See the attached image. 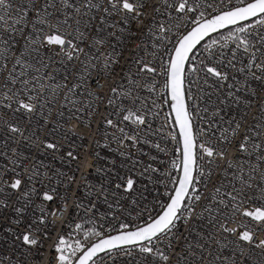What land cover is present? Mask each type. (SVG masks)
<instances>
[{
	"label": "built area",
	"instance_id": "1",
	"mask_svg": "<svg viewBox=\"0 0 264 264\" xmlns=\"http://www.w3.org/2000/svg\"><path fill=\"white\" fill-rule=\"evenodd\" d=\"M42 2L43 0H37L36 6L39 7ZM72 2L77 4V0ZM93 2L101 3L103 7L102 0ZM192 2L195 7L196 0ZM10 3L11 12L14 13L22 0H10ZM83 4L84 0H79L77 6L81 7V11H87L82 7ZM147 4L144 16L141 17L143 23L129 21L127 26L120 25L125 28L124 31L100 24L101 13L95 9L83 17L72 12L74 19L70 20L69 24L73 27L75 19H82L90 25L84 27V24H81L85 38L79 47L90 53L89 56H81L84 65L90 63L94 67L86 68L80 61H73L67 68L53 63L50 68L41 70L46 73L56 70V80L53 83L66 84L55 96L50 91L47 93L48 98L54 100V103L44 110L47 123L44 118L35 116L30 122L27 117L17 120L7 109H0V117L4 121L18 123L25 129V136L29 137L28 140L19 136L9 139L13 134L7 132L6 126L0 125V172L5 174V179L9 182L17 173L21 180L19 190L0 185L4 189L0 192V201H5L7 205L0 208L2 264H58V253L54 245L60 236L70 244L79 240L86 246L100 237L86 239L85 233L95 230L103 237L121 231V224L129 225L128 229L142 226L168 201L174 187L173 178H177L179 169L173 168L172 164L173 161H179L180 152L177 151V133L167 109L164 88L166 61L174 41L188 30L201 12L204 13L201 17L203 19L238 5L237 0H199L196 11L187 13L183 19H177V16L182 14L168 9L162 0H147ZM56 6L60 7V4L57 3ZM153 6H158L159 11L153 12ZM29 16H34V12L29 13ZM91 16L96 19H90ZM59 18L64 19L63 16ZM114 19L107 18L108 23ZM161 24L165 28H171V32L159 33L158 26ZM71 30L72 28H68V31ZM93 37L103 39L105 43L96 46ZM17 40L19 43L16 45V52L10 54L11 56L22 50L24 42L20 37H17ZM217 40L223 43L221 39ZM211 42L200 46L189 61L185 86L192 99L187 101L188 109L193 117L194 132L201 133L200 142L210 138L201 130L210 129V133L214 134L213 144L218 143L216 138L222 133L229 135L231 143L223 145L226 148L224 160L218 157L211 162L207 157L198 159L203 174L194 172V177H197L194 186L201 199L196 202L185 201L194 211L189 215L185 210L187 221L184 216L177 220L172 234L162 237L156 246L169 255L168 264H232V259L235 264H264V249L250 248L244 244V255L241 256L236 251L235 243H229L235 241V236L214 235L209 238V232L213 230L208 224L209 213L204 209L222 207L213 200V196H217L216 188H220L222 193L232 191L233 187L241 189L243 185L236 178L240 176L252 184L251 188L244 189L248 196L259 197L260 190H264V181L261 180L264 175V162H258L255 154L249 155L239 149L245 135L251 138V142H264V136L256 135L264 128V81L250 79L246 73L223 66H220V70L227 71L229 76L223 85L210 76L205 77V73L201 71L203 65L214 63L208 58L206 47ZM217 51H220L218 47ZM223 51L226 55H231L228 49ZM104 53L110 54V58H115L117 62L106 67ZM42 54L50 55L47 50ZM25 58L35 67H39L31 56ZM138 59L144 63L151 62L156 72L137 75L140 67L136 63ZM238 60L240 62L236 64L237 69L241 67V63H247L246 57H238ZM12 63L13 60L9 59V68ZM193 68L196 71H191ZM19 70L17 68V71ZM82 72L87 75L82 77ZM30 74L35 75V72ZM3 75H7V72ZM130 80H136L138 84L154 83V91H148L146 87H135L129 83ZM2 82L3 76H0V83ZM98 83L100 87L97 86ZM227 84H232L233 87L229 89ZM73 85H77L75 92H69L68 89ZM113 87L118 91L133 88V98L136 95L140 97L136 107L146 115L147 123L139 130L122 120L124 112L121 108L127 109L133 105L130 100L118 98L112 93ZM229 92L233 95L228 96ZM66 95L69 101L74 100L75 103L66 101ZM109 99L113 101L111 104ZM77 109L80 111H76ZM109 119L116 127L106 123ZM237 123L240 128L235 137H231L230 131H224L234 129ZM212 125L215 126L210 127ZM120 128H124L128 135H136L139 141L133 143L131 140H125L119 131ZM41 141L57 144L58 150L44 148ZM13 149L20 155H16ZM69 152L76 159L70 157ZM260 155H264V152ZM13 160L16 161L15 164L12 163ZM228 160L235 166L228 167ZM249 164L258 165V169L253 172ZM240 165L244 167L243 173L237 171ZM121 177L135 181L131 190L124 191L123 187H116L117 184L124 183ZM24 192H29V196L23 197ZM45 192L52 195L53 200H43ZM219 198L217 196V199ZM223 198L227 200V197ZM16 208H23L24 211L18 214ZM54 211L57 215H52ZM42 215L46 225H34L40 229V245H24L17 238L18 234L25 230L24 225L38 220ZM17 219L23 221L20 226L15 223ZM241 219L244 218L237 217V220ZM78 224L79 229L76 227ZM228 226L234 227L233 224ZM217 238L223 246L216 244ZM259 239H264V232L258 233L257 240ZM198 244L203 247H197ZM62 247L65 248L63 254L72 262L71 248ZM217 256L220 257L219 260L216 259ZM101 257L103 264H137L138 260L143 264H164L151 256L141 254L134 246L130 256L115 253L112 259L105 254ZM229 257L232 259H227Z\"/></svg>",
	"mask_w": 264,
	"mask_h": 264
},
{
	"label": "snow or ice",
	"instance_id": "2",
	"mask_svg": "<svg viewBox=\"0 0 264 264\" xmlns=\"http://www.w3.org/2000/svg\"><path fill=\"white\" fill-rule=\"evenodd\" d=\"M162 2L168 9H174L176 13L182 14L177 16V19H183L187 13L196 11L199 6V0H196L195 7L192 0H162ZM36 3L37 0H22L20 7H17L13 13L11 12L10 0H0V76H3V82L0 83V109H7L17 120L21 117H27L30 122L35 116L44 118L45 123H47L44 110L49 104L54 103L53 99L48 98L47 93L50 91L55 96L58 90L66 87V84L53 83L56 80V70H53L52 73L42 72L41 70L50 68L53 63L60 64L65 68L73 61H80L84 65L81 56L90 55V53L85 52L84 48L79 47V44L83 43L85 38V32L81 30L80 26L82 23L84 27L90 25L82 19H75V27H73L69 24V21L74 19L72 12L83 17L88 16L91 10L95 9L101 13L100 24H106L109 28H118L120 31H124L125 28L120 25L127 26L129 21L143 23L141 17L144 16V9L148 4L147 0H102L103 7H101V3L84 0L82 7L87 11H81V7L77 6L79 0H77V4H74L72 0H43L39 7L36 6ZM57 3L60 4V7L56 6ZM237 5L207 20L201 19L204 16V13L201 12L200 16L192 21L196 26L188 31L186 35H180L177 38L172 54L166 61L164 74L167 76V81L164 88L169 90V97L172 101L171 108L175 116V123L179 128L181 142V147L177 149L181 153V157L178 162L173 161L172 167L179 168L181 175L179 178H173L176 187L169 197V202L163 205V211L156 218L150 219L148 223L142 226L135 227L134 230H127L129 225L121 224V231L118 234L100 238L88 246H85L79 240H76L74 244H70L63 236H60L54 245V249L58 253L56 257L58 264H71L69 257L63 254L65 248L62 246L71 248L72 256L83 250L77 258L76 264H90V262L91 264H103L101 253H104L110 259L113 258L115 253L130 256L132 246L141 254L168 264L169 255L165 254L156 245L162 237L172 234L173 229L176 227V221L184 216L185 210L189 215L194 211L193 207L185 204V201L196 202L201 199L194 186V180L197 177L193 175V172L203 174L198 159L207 157L211 162L218 157L224 160L226 148L223 145L231 143L229 135L222 133L216 138L218 143L213 144L212 137L214 134L210 133V129L201 130L204 135H208L210 138L200 142L199 136L201 133L194 132L193 117L186 105L184 91L185 61L189 59V53L210 32L239 24V27H234L226 36L221 37L223 43L213 40L211 44L206 46L208 58L214 63L204 64L201 71L205 73V77L210 76L221 85L228 81L229 76L227 71L220 70V66L246 73L250 79L264 81V59H261V57H264V31H253L254 29H264V0H237ZM68 9L72 11H67ZM158 11L159 7L153 6V12ZM33 12L34 16L30 18L29 13ZM60 16H63L64 19L61 20ZM107 18L115 19L113 22L108 23ZM90 19L94 20L96 17L91 16ZM245 21L252 22L245 24L243 23ZM68 28H72V30L68 31ZM97 30L99 31V29ZM171 30V28H165L163 24L158 26V31L162 34L171 32ZM17 37H20L24 42L22 50L11 56L10 54L16 52V45L19 43ZM93 41L96 46L105 43L103 39L97 37H93ZM229 45L232 46L229 47ZM217 47L220 51H217ZM223 49H228L231 55H226ZM44 50H47L50 55L42 54ZM103 55L105 56L106 67H110L111 63L117 62L115 58H110V54L104 53ZM26 56H31L39 67L29 63L25 58ZM241 56L247 58V63H241V67L237 69L236 64L240 62L238 57ZM92 58L96 59L95 57ZM9 59L13 60L11 68L8 67ZM136 63L140 65L137 75L156 72L155 67L151 66V62L144 63L143 60L138 59ZM84 67H94V65L89 63ZM17 68L20 70L17 71ZM191 71H196V69L193 68ZM5 72H7V75H3ZM30 72H35V75L30 74ZM86 75V73H81L82 77ZM66 80L67 76H65ZM207 82L206 78L205 83ZM129 83L135 87H146L148 91H154L155 88L154 83L138 84L136 80H130ZM97 86L100 87L99 83ZM227 87L231 89L233 85L227 84ZM76 88L77 85H73L68 91L75 92ZM111 91L118 98L130 100L133 105V107L127 109L121 108V111L124 112L123 121L129 122L137 130L147 123L146 115L141 112L139 107H136V102L140 97L136 95L133 98V88L118 91L117 88L113 87ZM232 95V92L228 93V96ZM188 99L190 100L192 97L189 95ZM65 100L69 101L67 95ZM69 102L75 103L74 100ZM108 102L111 104L113 101L109 99ZM76 111L80 110L77 109ZM262 111H264V106H262ZM106 123L109 126L116 127L111 119L107 120ZM0 125L6 126L7 132L13 134L9 136V139H14V136H19L24 140L29 139L25 136V129H22L18 123H12L10 120L4 121L0 117ZM239 128L240 125L237 123L234 129L224 131H230L231 137H235ZM119 131L124 135L125 140H131L133 143L139 141L136 135L126 134L124 128H120ZM256 135L264 136V128ZM173 139H175V136H173ZM41 144L44 148L58 150V145L55 143L41 141ZM249 145L251 151H249ZM157 147L159 146L157 145ZM239 149L242 152H248L249 155L255 154L258 162H264V155H260L261 152H264V142H251V138L245 135ZM12 151L16 155H20L15 149ZM68 155L76 159L71 152ZM12 163L15 164L16 161L13 160ZM227 166L234 167L235 165L231 160H228ZM249 167L253 172L258 169V165L249 164ZM237 171L243 173V165H240ZM18 176L17 173L16 177L9 182L5 179V174L0 172V185H7L12 190H19L21 180ZM236 178L240 180L243 187L241 189L233 187L232 191L226 193H222L220 188H216L215 193L220 198L217 199V196H213V200H216L217 204L222 205V207L215 209L208 207L204 211L209 213L208 224L213 230L209 232V238L214 235L218 237L235 236V241L229 243H235L236 251L243 256L244 244H247L250 248L264 249V239L257 240L258 233L264 232V190H260L261 195L259 197L248 196L244 189L251 188L252 184L243 180L240 176ZM69 179L72 178L69 177ZM121 179L124 180L123 177ZM261 180L264 181V175L261 176ZM134 183L135 181L132 178H127L123 184H117L116 187H123L124 191H129L133 188ZM3 191V187H0V192ZM29 194V192H24L23 197H27ZM223 197H227V200ZM42 198L45 201L53 200V196L47 192L43 193ZM6 206L5 201H0V208ZM15 211L19 214L24 209L16 208ZM52 215H57V212L54 211ZM238 216L244 219L237 220ZM184 219L187 221L188 216H184ZM15 223L20 226L23 221L17 219ZM35 224L46 225L44 215L38 220H33L31 223L24 225L25 230L17 236L24 245L30 247L40 245L38 239L40 229L34 227ZM229 224H233L234 227H229ZM76 227L79 229L80 225L78 224ZM46 235L47 233H45ZM85 237L86 239L101 237V233L91 230L85 233ZM215 242L218 246H223L219 238ZM169 247H171V243H169ZM197 247L202 248L203 246L198 244ZM176 255L179 256V253ZM216 259L219 260L220 257L217 256ZM227 259H232V257ZM0 264H2V261H0ZM137 264H143V262L138 260ZM232 264H235L234 259H232Z\"/></svg>",
	"mask_w": 264,
	"mask_h": 264
},
{
	"label": "water",
	"instance_id": "3",
	"mask_svg": "<svg viewBox=\"0 0 264 264\" xmlns=\"http://www.w3.org/2000/svg\"><path fill=\"white\" fill-rule=\"evenodd\" d=\"M221 14V13H220ZM218 15V14H217ZM216 16V15H215ZM215 16H213V17H215ZM210 18H212V17H210ZM210 18H207V19H210ZM207 19H204V20H207ZM251 21H245V22H243V23H245V24H247V23H250ZM196 26V24H194L192 27H190L188 30H186V32L183 34V35H186L187 34V32L188 31H190L193 27H195ZM240 25L238 24V25H235V26H227V27H225V28H223V29H219V30H217V31H215V32H210L207 36H205L204 37V39L203 40H201L200 41V43L199 44H197L196 45V47L192 50V52H190L189 53V58L191 57V55L193 54V52L201 45V44H203L204 42H206L207 40H209V39H211V38H213V37H215V36H217V35H220V34H222V33H224V32H226V31H229V30H232L234 27H239ZM174 47H175V45H174ZM173 47V48H174ZM172 54V53H171ZM189 60V59H188ZM188 60L187 61H185V67H186V65H187V62H188ZM185 91V90H184ZM185 102H186V100H185ZM171 103H172V101H171V99H170V97H169V90H168V107H169V110H170V113H171V118H172V121H173V125H174V128H175V130H176V133H177V137H178V141H179V148L181 147V142H180V135H179V128H178V126L176 125V123H175V116H174V113H173V111H172V108H171ZM186 105H187V102H186ZM180 154V157H181V153H179ZM180 175H181V170L180 169H178V174H177V178H179L180 177ZM193 175H194V172H193ZM176 187V185L174 184V187H173V189ZM173 189H172V192H171V195L173 194ZM170 195V196H171ZM169 202V199H168V201L166 202V203H168ZM165 203V204H166ZM163 211V207L161 208V210L152 218V219H154V218H156L161 212ZM150 221V220H149ZM148 221V222H149ZM148 222H146V223H148ZM145 223V224H146ZM144 225V224H143ZM135 228H131V229H127V230H134ZM116 234H118V232H116V233H114V234H111V235H116ZM108 236H110V235H108ZM104 237H106V236H104ZM103 238V237H102ZM95 242V241H94ZM94 242H92V243H94ZM90 245V244H89ZM83 251V250H82ZM82 254V252H80L76 257H75V259L71 262V264H76V262H77V258L80 256ZM102 254H104V253H101L100 255H102ZM95 259V258H94Z\"/></svg>",
	"mask_w": 264,
	"mask_h": 264
},
{
	"label": "bare ground",
	"instance_id": "4",
	"mask_svg": "<svg viewBox=\"0 0 264 264\" xmlns=\"http://www.w3.org/2000/svg\"><path fill=\"white\" fill-rule=\"evenodd\" d=\"M232 9V8H231ZM230 10V9H229ZM224 11H228V10H224ZM224 11H218V12H215V13H213L212 15H210V16H206L205 18H203L202 20H204V19H207V18H210V17H213V16H215V15H217V14H220V13H222V12H224ZM252 22V21H251ZM250 22V23H251ZM194 25V23L191 25V26H189L188 27V29L190 28V27H192ZM227 32V31H226ZM225 33V32H224ZM223 34V33H222ZM222 34H220V35H217V36H219V37H217V36H215V37H213V38H211V39H209V40H207L206 42H204L203 44H205V43H208V42H211V41H213V40H217V39H221V37H222ZM224 36V35H223ZM177 40V39H176ZM176 40L174 41V43H173V45H172V47H171V51H170V56H171V53H172V50H173V47H174V45H175V43H176ZM203 44H201L200 46H202ZM199 46V47H200ZM198 47V48H199ZM197 48V49H198ZM196 49V50H197ZM196 50L193 52V54L191 55V57L196 53ZM169 56V57H170ZM191 57L189 58V60H188V62H187V65H186V67H185V81H186V79H187V69H188V64H189V61H190V59H191ZM190 77H188V79H189ZM166 81H167V76H166V78L164 79V84L166 83ZM184 90H185V100H186V102L188 101V96H189V91H188V89H187V87L185 86V84H184ZM165 93H166V96H167V109H168V111H169V113H170V110H169V107H168V89H166L165 88ZM187 107H188V103H187ZM170 116H171V113H170ZM193 124V123H192ZM193 129H194V127H193ZM116 233V232H115ZM114 234V233H113ZM111 235V234H110ZM104 237V236H103ZM100 238H102V237H100ZM100 238H97L96 240H98V239H100ZM96 240H93L92 242H94V241H96ZM92 242H90L89 244H91ZM89 244H87L86 246H88ZM81 252H82V250H81ZM80 252H78L75 256H73V258H72V261L75 259V257L79 254ZM102 255H104V254H102ZM102 255H100V256H102ZM91 263V262H90Z\"/></svg>",
	"mask_w": 264,
	"mask_h": 264
},
{
	"label": "trees",
	"instance_id": "5",
	"mask_svg": "<svg viewBox=\"0 0 264 264\" xmlns=\"http://www.w3.org/2000/svg\"><path fill=\"white\" fill-rule=\"evenodd\" d=\"M229 31H230V30H229ZM229 31L223 33L222 36H223V35L226 36V35L228 34ZM217 37H219V36H217Z\"/></svg>",
	"mask_w": 264,
	"mask_h": 264
}]
</instances>
